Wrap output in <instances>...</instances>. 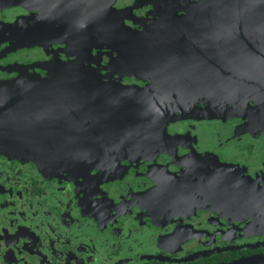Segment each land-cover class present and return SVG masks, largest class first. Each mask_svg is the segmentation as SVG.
<instances>
[{"label": "flooded vegetation", "instance_id": "af4514ba", "mask_svg": "<svg viewBox=\"0 0 264 264\" xmlns=\"http://www.w3.org/2000/svg\"><path fill=\"white\" fill-rule=\"evenodd\" d=\"M101 1L109 4L98 14L105 27L97 24L96 0H48L40 10L0 0V84L23 74L47 79L59 64L81 60L106 82L145 87L149 77L117 62L134 38L116 34L134 31L151 41L144 34L153 33L158 48H175V35L185 37L182 26L205 0ZM31 31L45 32L40 44L18 41ZM93 31L112 35L97 42ZM255 118L178 113L158 154L116 164L99 158L75 174L48 175L0 139V264H233L264 257V126Z\"/></svg>", "mask_w": 264, "mask_h": 264}, {"label": "water", "instance_id": "95a60500", "mask_svg": "<svg viewBox=\"0 0 264 264\" xmlns=\"http://www.w3.org/2000/svg\"><path fill=\"white\" fill-rule=\"evenodd\" d=\"M45 1L6 3L40 10ZM56 1L73 5L85 0ZM96 5L97 24L105 27L107 19L98 14L109 4L96 0ZM190 15L182 26L187 34L175 35L172 49L158 48L153 33L144 34L151 41H139L134 31L116 34L134 38L120 48L117 62L149 77L145 87L106 82L81 60L59 64L47 79L23 74L0 84L5 148L48 175L75 174L99 158L100 163L116 164L158 154L169 141L167 125L178 113L256 117L264 126V0H205ZM74 32L82 38L89 33ZM93 32L97 42L112 35ZM44 33L24 32L18 41L40 44ZM169 53L177 56H165ZM233 264H264V257Z\"/></svg>", "mask_w": 264, "mask_h": 264}, {"label": "rangeland", "instance_id": "374dc122", "mask_svg": "<svg viewBox=\"0 0 264 264\" xmlns=\"http://www.w3.org/2000/svg\"><path fill=\"white\" fill-rule=\"evenodd\" d=\"M97 162H98V160H97ZM99 163H100V161H99Z\"/></svg>", "mask_w": 264, "mask_h": 264}]
</instances>
